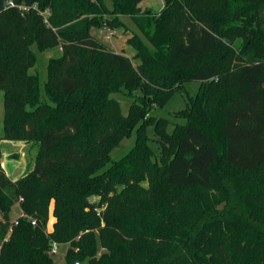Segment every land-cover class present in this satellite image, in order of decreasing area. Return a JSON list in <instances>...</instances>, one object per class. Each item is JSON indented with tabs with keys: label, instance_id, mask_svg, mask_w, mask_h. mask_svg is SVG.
I'll use <instances>...</instances> for the list:
<instances>
[{
	"label": "trees",
	"instance_id": "trees-1",
	"mask_svg": "<svg viewBox=\"0 0 264 264\" xmlns=\"http://www.w3.org/2000/svg\"><path fill=\"white\" fill-rule=\"evenodd\" d=\"M10 1L0 0V164L3 140L39 151L16 180L0 165V264H55L54 242L69 245V264H264V0H164L158 16L142 15L143 0ZM122 15L152 45L128 40L137 68L92 34ZM34 45L63 50L46 100L29 71ZM188 81L200 88L172 133L146 118ZM122 88L135 98L128 115L111 98ZM141 121L135 146L111 162Z\"/></svg>",
	"mask_w": 264,
	"mask_h": 264
},
{
	"label": "rangeland",
	"instance_id": "rangeland-1",
	"mask_svg": "<svg viewBox=\"0 0 264 264\" xmlns=\"http://www.w3.org/2000/svg\"><path fill=\"white\" fill-rule=\"evenodd\" d=\"M9 1V5L11 1ZM109 6L111 1L107 0ZM12 5V4H11ZM142 15L146 16L147 14L151 15H160L165 8L164 0H143L140 4ZM21 11L26 10L24 5L19 7ZM92 34L106 44L111 50L125 54L130 57L135 68L140 65V58L136 57V49L128 43V40L132 37H139L143 41L152 46L148 39L145 37L143 31L137 26L132 17L127 15H122L120 17V23L117 27H95L92 28ZM237 45V44H236ZM33 49L38 55L37 64L32 67L29 71L31 73H38L41 79V89H42V98L46 100V93L44 89V84L48 79V65L49 61L52 58H60L63 55V50L60 46L47 48L43 51H39L37 45L33 46ZM200 88L199 81H188L185 82L183 87L179 90H176L170 100L164 106H151L147 108L146 118L152 117L156 122L157 120L164 119L167 120L161 121L159 124L165 127V131L172 133L174 131V126L176 124L183 123L185 120L182 118L176 117L175 112L184 109L187 107V103L190 96H194ZM137 94H140L138 91ZM4 91L0 90V134L2 133V124L5 116L4 109ZM111 98H115L119 101L122 113L128 115L129 108L132 102L135 100L133 94L122 88L118 92L111 94ZM169 122V123H168ZM142 121L139 122L130 135L122 137L118 144L114 146L111 153V162L121 159L131 149L135 146L138 128L142 126ZM147 137L150 139L149 144L154 150V155L152 159L154 161L160 162L163 156L162 149L163 143L161 138L155 134L153 126L148 127ZM219 153L220 155L223 152V144L219 143ZM168 149V148H167ZM169 149H171L169 147ZM39 151V144L35 140H3L2 141V155L1 159L7 164L6 171L12 176V179H18L24 176V174L33 169L34 161ZM220 158V157H219ZM2 162V161H1ZM110 165L107 164L105 168ZM104 168V169H105ZM144 185H147V181L144 182ZM97 196L91 197V200L98 201ZM22 214V209L20 204L17 203L12 207L11 218L15 220ZM54 217L51 216L50 220ZM47 231H51L49 223L47 226ZM68 244H61L58 248V252L52 254L55 264H69L66 260V251L68 250ZM104 249H100V252ZM82 264H87V261Z\"/></svg>",
	"mask_w": 264,
	"mask_h": 264
},
{
	"label": "built area",
	"instance_id": "built-area-1",
	"mask_svg": "<svg viewBox=\"0 0 264 264\" xmlns=\"http://www.w3.org/2000/svg\"><path fill=\"white\" fill-rule=\"evenodd\" d=\"M11 4H13V3L11 2ZM0 165H1L2 168L5 167V163H4V162H1ZM21 215H24L23 212H22ZM21 215H20V216H21ZM14 222H15V224H18V217L14 220ZM32 223L35 224V221H33ZM59 246H60V244H58L57 242H54V243L52 244V247H51V250H50L51 254H55V253H57V252H58V248H59Z\"/></svg>",
	"mask_w": 264,
	"mask_h": 264
},
{
	"label": "crops",
	"instance_id": "crops-1",
	"mask_svg": "<svg viewBox=\"0 0 264 264\" xmlns=\"http://www.w3.org/2000/svg\"><path fill=\"white\" fill-rule=\"evenodd\" d=\"M1 161L4 162L2 159H1ZM6 168H7V164L5 163V167L3 169L6 171ZM6 173L9 175V177L12 178V176L7 171H6ZM13 180H16V179H13ZM54 221H55L54 218L49 221V227H50L51 230L53 229V223H54Z\"/></svg>",
	"mask_w": 264,
	"mask_h": 264
},
{
	"label": "water",
	"instance_id": "water-1",
	"mask_svg": "<svg viewBox=\"0 0 264 264\" xmlns=\"http://www.w3.org/2000/svg\"><path fill=\"white\" fill-rule=\"evenodd\" d=\"M76 264H81V263L78 262V263H76Z\"/></svg>",
	"mask_w": 264,
	"mask_h": 264
}]
</instances>
